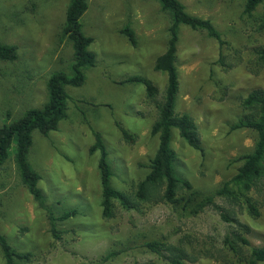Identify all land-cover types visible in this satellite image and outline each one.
Here are the masks:
<instances>
[{"label": "rangeland", "instance_id": "1", "mask_svg": "<svg viewBox=\"0 0 264 264\" xmlns=\"http://www.w3.org/2000/svg\"><path fill=\"white\" fill-rule=\"evenodd\" d=\"M180 1L192 15L209 19L224 40L221 47L205 32L180 27L176 112L193 118L202 150L190 147L177 130L171 146L177 175L192 184L201 200L216 195L255 148L257 132L233 126L249 113L243 100L254 90H264V65L257 56L264 46V1L251 16L245 12V0ZM69 2L0 0V43L16 47L18 55L12 62L0 59V127L31 108H41L51 74L70 72L74 52L62 40ZM88 3L81 22L93 40L95 66L86 71L83 86H67V118L48 136L35 132L29 154L41 175L39 188L46 205L56 215L72 209L78 215L57 222L60 238L56 239L47 211L21 183L12 153L0 169V232L17 251L31 254L20 264H168L145 247L164 239L177 243L181 238L189 247L211 253L224 249L226 234L239 226L225 222L212 207L194 215L185 202L177 208L149 202L125 210L116 201L114 216H102L100 153L90 152L94 133L107 147L113 187L132 192L149 174L150 159L158 148V138L151 133L158 113L142 84L122 82L132 76L147 78L162 100L167 77L155 70V61L167 49L171 21L158 0ZM128 25L135 32L136 46L122 33ZM121 128L132 140L124 138ZM183 196L188 200L190 192ZM250 196L260 215L237 207L235 217L250 228L245 237L251 245L264 247V184ZM215 201L224 204L222 197ZM230 261H237L231 252ZM0 264H5L1 250ZM188 264L228 263L203 257Z\"/></svg>", "mask_w": 264, "mask_h": 264}, {"label": "trees", "instance_id": "2", "mask_svg": "<svg viewBox=\"0 0 264 264\" xmlns=\"http://www.w3.org/2000/svg\"><path fill=\"white\" fill-rule=\"evenodd\" d=\"M264 0H245V12L252 15ZM161 9L171 21L167 49L155 61V70L166 75L167 83L162 100H158L159 91L153 82L141 76H132L122 83L142 84L147 99L157 108V117L152 125L151 133L158 138V148L150 159L149 174L139 182L130 193L116 190L112 185L113 170L108 159V150L102 136L94 133L95 144L90 152L100 153L99 171L102 187V216L110 219L114 216L115 202L118 201L125 210L137 209L142 203H165L174 207L185 202L194 215H198L206 208H214L225 222L239 226L224 238V249H217L215 253L204 249L191 248L186 241L179 239L173 243L164 239L153 240L145 247L168 264L195 263L203 257H214L228 264H259L264 262V247H253L245 237L250 228L242 224L235 217V209L245 208L251 216L258 217L259 209L250 196L251 192L263 185L264 180V90L252 91L242 102L248 114L233 126V129H251L257 132L258 138L254 151L243 158L242 166L237 174L224 183L216 195L199 199L193 192L192 184L180 178L176 171L177 156L172 149L173 131L177 130L180 137L195 150L201 151V141L198 127L193 118L184 113L176 112V102L179 94L180 81L177 67L178 42L180 27L186 26L193 31L205 32L216 40L220 46L224 45L222 34L209 20L189 13L180 0H158ZM88 0H70L66 11L65 27L62 30V40L66 39L74 52V59L70 72L56 71L51 74L47 82L48 97L41 108H31L22 116L0 127V169L7 163L13 153L16 171L21 183L26 187L34 200L43 207L51 225V232L56 239L60 238L57 229L58 221H67L78 215L76 209L66 211L61 215L46 205L43 191L39 188L41 175L34 170L29 154L33 145V134L39 132L48 136L57 131L61 121L68 116V102L70 96L67 86L81 87L86 81V71L95 66L96 55L90 50L92 39L85 35L82 17L88 11ZM122 33L128 38L132 46L137 45V38L130 25ZM17 48L0 43V59L12 62L17 60ZM257 56L264 65V46L257 50ZM124 138L132 140L131 135L123 128ZM190 192L188 200L183 192ZM224 199V206L216 203V197ZM231 211L232 213L230 214ZM0 250L5 264H20L29 261L30 253L17 251L11 246L7 237L0 232ZM210 252V253H209ZM230 252L237 261H230ZM115 253L105 259L110 260Z\"/></svg>", "mask_w": 264, "mask_h": 264}]
</instances>
